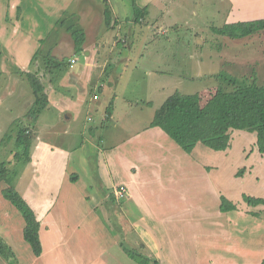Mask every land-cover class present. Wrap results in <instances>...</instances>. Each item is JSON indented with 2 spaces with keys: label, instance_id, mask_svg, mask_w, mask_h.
Masks as SVG:
<instances>
[{
  "label": "crops",
  "instance_id": "1",
  "mask_svg": "<svg viewBox=\"0 0 264 264\" xmlns=\"http://www.w3.org/2000/svg\"><path fill=\"white\" fill-rule=\"evenodd\" d=\"M155 1L145 0L140 5L149 7ZM88 2L96 3L95 0H0V72L14 73L28 81L33 94L28 98L32 102L28 110L35 101L28 74L41 81L48 101L47 107L32 117L37 121L30 125L28 133L34 135V144L30 160L21 168L22 174H29L20 190L41 224V257H46L49 264H130L129 253L130 260H117L110 252L117 242L110 224L98 211L103 206L108 213L106 217L114 224L133 227L135 240L130 231H123L124 237L131 239L136 249L147 250L150 260H160L161 264H261L264 146L259 149L257 132L232 128L227 132L230 140L226 148L217 150L198 143L192 153H187L163 129L151 126L153 116L141 119L130 105L125 112L127 122L120 123L121 137L106 148L96 144L95 138L100 141L103 136L98 134L99 127L91 115L98 107L95 103L110 91L109 85L114 82L115 69L108 59L114 49L106 50V41H100L105 37L102 36L105 6L93 3L91 12L86 14L84 6ZM242 2H249L253 9L264 14V0H232L240 7ZM245 13L234 10L233 23L244 21ZM72 15L80 18L79 29L86 35L83 45L86 56L83 60L71 57L61 64L47 61L44 50L53 61L64 53L63 49H68L69 54L75 50L71 32L60 39L58 35L51 39L53 31L60 30L59 20L71 21ZM58 48L59 55L54 53ZM100 53L104 61L94 80L93 68L100 63L97 60ZM21 84L18 99L24 93ZM109 104L113 108L108 118L113 120V102ZM115 126L119 127V121ZM80 137L85 142L76 143ZM233 152H238L235 159ZM239 154L243 164L237 163ZM212 158L217 162L212 163ZM233 163L237 164L232 168L235 170L232 181L239 189L237 195L228 198L223 189L215 188L212 179L217 176L223 180L216 169ZM200 168L204 174H211L201 192L197 186ZM186 173L190 183L184 187L182 179ZM251 179L256 185L255 192L242 187ZM119 185L127 186L128 195L116 200L114 189ZM212 191L215 198L210 209L194 202L200 194ZM223 197L231 209L222 210ZM118 202L123 203L121 209H116V221L111 215ZM130 214L137 216L135 221H126ZM8 216L10 213L6 212ZM21 224L25 227L22 219ZM7 225L11 231L12 225Z\"/></svg>",
  "mask_w": 264,
  "mask_h": 264
},
{
  "label": "rangeland",
  "instance_id": "2",
  "mask_svg": "<svg viewBox=\"0 0 264 264\" xmlns=\"http://www.w3.org/2000/svg\"><path fill=\"white\" fill-rule=\"evenodd\" d=\"M95 1L102 3L103 6L108 5L110 9L114 10L115 14L111 11L117 20L116 25L110 26V28L103 20L105 32L102 31L104 32L102 36L105 37L100 40L107 42H104L106 50L109 47L111 50L114 49L108 59L110 65L115 69L112 72L114 82L109 85L108 89L110 91L103 93L100 101L95 103L98 107L91 115L99 127L98 134L103 136L100 141L98 137L95 138L96 144L101 147L106 148L112 141L121 137V124L127 122L125 112L130 105L134 106V112L141 119H147L149 115L154 117L153 114L156 110L162 106L168 96L176 91L183 94L200 93L201 104H203L217 89H230L231 78L244 81L254 80L258 84H264V29L234 38L214 32V28H222L234 22L231 16L234 10L247 11L242 17L245 19L244 22L264 18L262 17L263 12L253 9L254 6L249 2H242L243 5L240 7L234 5L232 0H156L146 7L144 14L146 17L143 22H137L133 0ZM144 1L135 0L141 8L143 6L140 3ZM93 3L88 2L87 6H84L86 7L85 13L90 11V5ZM71 18V21L59 20L57 28L60 30L53 31L52 40H55L57 35L60 39L67 32L72 34V31L76 30L73 26L78 29L81 27L77 22L80 18H77L76 15H72ZM109 44L111 45L109 46ZM60 51L61 49L58 48L54 50V53L59 55ZM62 51L64 53L55 61L48 55L47 50H44V57L49 62L61 64L71 57L83 60L86 56L83 50H73L71 54L68 49ZM49 54L52 55L51 52ZM39 57H41L40 53ZM103 57L104 60L107 59L106 52ZM103 57L101 53L97 57L100 63H97L93 68V74L96 75L94 80H97V75L102 69ZM78 62L80 63V61ZM22 82L24 93L18 99ZM100 93L102 92L100 91ZM31 95H33L32 91L25 78L17 77L14 73L0 72V169L2 167L6 169L0 174V229L3 230V232L0 231V240L3 245L2 249L14 254L12 259L15 258V261L12 264H49L46 257L36 256L30 249L29 243L22 235L24 226L21 224V219L25 223L24 218L2 193L6 187L14 188L21 194V187L25 185L24 179L26 174H29L28 172L25 175L22 174L24 171L21 168H25V164L28 162L26 161L27 157L23 156L24 153L26 154V149L18 144L17 137L22 129L28 128L30 131V125H34L37 121L32 120V116L29 115L32 107L28 110V105L30 106L32 102L28 98ZM110 101L114 106L113 120L109 119L105 113ZM24 111L26 112L23 113ZM117 121H119V127L115 126ZM80 142H85V138H78L76 143ZM199 143H201L199 146L206 147L204 143ZM237 153H232V159H235ZM240 158L239 154L237 163L243 164L244 159ZM211 162L216 163L217 161L212 158ZM236 164L218 167L217 173L222 174L224 179L219 180L217 176L212 179L215 188L223 189L222 193L228 198L231 195H237L239 189V185L232 181L235 172L232 168ZM203 172L204 170L200 168L197 176V186L200 187V192L211 179V174L208 173V176ZM189 178V173L183 175L182 185L184 187L189 185ZM242 187L249 192L256 191V185L252 179L243 183ZM213 195L214 191L205 192L200 194L199 198H194V202L199 203L200 207L210 209L215 198ZM222 199L221 204L224 202L225 205H229L224 197ZM122 203L118 202L113 206L114 215H111L113 220L117 221L116 209H121ZM98 211L110 224L111 231H114L113 235L117 245H114L110 252L117 256V260H130L131 257L130 264H161L160 260H150L146 255L147 250L136 249V244L132 243L131 239L124 237L123 231H130L132 234L130 236L135 240L136 233L133 227L114 224L106 217L108 213L106 215L103 206ZM6 212H9L10 216L6 217ZM136 218L137 216L134 214L125 217L126 221H135ZM209 220L207 218V221ZM6 223L12 225L11 231H8ZM206 224L207 222L205 228ZM188 228L192 229L191 226ZM202 228L201 226L200 229L202 230ZM5 229L6 232H4ZM109 263L115 264V262ZM0 264H11L5 253L1 251Z\"/></svg>",
  "mask_w": 264,
  "mask_h": 264
},
{
  "label": "trees",
  "instance_id": "3",
  "mask_svg": "<svg viewBox=\"0 0 264 264\" xmlns=\"http://www.w3.org/2000/svg\"><path fill=\"white\" fill-rule=\"evenodd\" d=\"M133 6L135 20L143 22L146 7H139L135 0H133ZM104 14L108 27L116 25L117 20L108 5L105 6ZM263 29L264 18L231 23L222 28H214V32L234 38L250 35ZM72 35L75 50H83L86 39L84 31L76 29L72 31ZM28 79L35 95L34 105L29 111V115L33 117L47 107L48 101L41 81L33 74H28ZM230 86V89H217L203 104H201L200 93L174 92L156 110L151 126L163 129L187 153H192L199 142L212 149L226 148L230 140L227 132L232 128L257 132V145L262 150L264 146V84H258L254 80L244 81L231 78ZM109 106L106 111L107 117L111 113ZM19 133L18 144L26 149V154L24 153L23 156L25 155L29 161L34 135L28 133V128L22 129ZM4 170H6L5 167H2L0 174ZM2 193L22 214L25 221L23 237L29 243L33 253L40 256L43 252L39 234L41 224L35 211L23 195L14 188L5 187ZM221 208L226 211L232 207L223 202ZM2 246L0 240V251L5 253L6 258L12 264L15 261V258L12 259L14 254L11 251L5 252ZM261 264H264V260Z\"/></svg>",
  "mask_w": 264,
  "mask_h": 264
},
{
  "label": "built area",
  "instance_id": "4",
  "mask_svg": "<svg viewBox=\"0 0 264 264\" xmlns=\"http://www.w3.org/2000/svg\"><path fill=\"white\" fill-rule=\"evenodd\" d=\"M73 62L75 60H72ZM94 98L97 99L98 98V95L95 94L94 95ZM114 195H115V198L118 200V199H121V198H124L125 196L128 195V189L127 187L125 188L123 185L121 186H117L115 189H114Z\"/></svg>",
  "mask_w": 264,
  "mask_h": 264
}]
</instances>
